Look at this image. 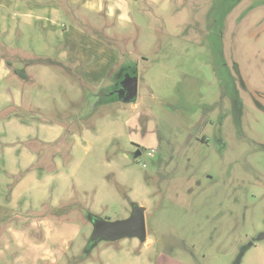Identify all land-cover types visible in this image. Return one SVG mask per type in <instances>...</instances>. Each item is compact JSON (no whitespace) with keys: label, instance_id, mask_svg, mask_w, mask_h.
<instances>
[{"label":"rangeland","instance_id":"374dc122","mask_svg":"<svg viewBox=\"0 0 264 264\" xmlns=\"http://www.w3.org/2000/svg\"><path fill=\"white\" fill-rule=\"evenodd\" d=\"M120 3L121 19L63 9L56 30L24 26L23 7L0 8L11 53L62 60L12 66L28 78L23 99L0 113L17 118L0 124V166L10 170L0 171V264H264V1ZM89 43L94 60L71 62ZM134 64V102L101 95ZM21 147L27 162L36 153V175L14 191L24 172L11 171L5 148ZM132 202L147 208L146 242L88 250V214L125 218ZM10 224L42 244L21 235L6 246Z\"/></svg>","mask_w":264,"mask_h":264},{"label":"crops","instance_id":"0c3cea01","mask_svg":"<svg viewBox=\"0 0 264 264\" xmlns=\"http://www.w3.org/2000/svg\"><path fill=\"white\" fill-rule=\"evenodd\" d=\"M8 5H10L9 8L13 7L12 10L14 12V15H17L18 13H20L18 12V8L23 7L26 9L25 12L21 13V15L25 17L23 21L24 26L25 24L29 27L32 25H36V29L45 28V30H47V28H51L54 30L57 29V27L60 24V21L62 22L61 15L63 13V9H65L66 12L69 14H73L74 16H79V14H76L74 12V8L75 7L80 8L81 6L84 9L96 12L98 15H100V16H97V18H100V19H101L102 12L103 13L105 12L106 15H108V18L115 16V17H118L119 19L123 18V15L126 13L123 10V5H121L120 0H0V8L2 7L1 9L7 10ZM89 16H93V15H89ZM7 18L8 17H6L5 15L0 16V30L4 32V34L13 33L11 32V30H9L11 26H8L4 22V20H6ZM72 18H75V17H72ZM126 19H129V17H127ZM129 22H132V21L129 20ZM79 42L81 43L82 41H79ZM97 45L95 47H97V49L99 50V53L101 54L102 46H100V44L98 43ZM91 46H92L91 43L87 45L80 44V45H77V47L75 46L74 49L76 52L71 54L72 57L70 58V61L74 62L77 65H85L88 63L87 61L89 59L94 60L92 57L88 55L89 54L88 50L92 48ZM12 47H14V45H13L12 38L10 36H7V38H3L2 40H0V50L5 49L7 54L10 53V55L8 54L7 57L0 55V58L3 59L2 63H6V66H7L4 76L0 78V113L7 110L11 105L14 104L13 98L21 95L23 99V96H24L23 94H25L23 93L24 92L23 89L17 88V87H20L19 85L22 84L20 81H26V79L28 78V73L25 68L22 67L26 71V74H27L26 79L18 78V76L15 79L16 77L15 76L11 78V81L9 80L10 73L14 71L12 66L16 64V62L14 63L16 58L18 59V62L21 65H26V66H29L31 64V62L29 61L36 59V58H50L53 61L52 63H55V64L62 63V60H60L55 55L43 54L42 51L36 54H33L34 57L36 56L35 58L27 57L21 54H13L11 53ZM11 54L12 56H14V60L11 58ZM97 63L98 65L106 64L104 63L103 60ZM20 104H22V102H20ZM15 119L17 118L13 116V114H11L10 112L8 116H5L4 118H0V124L5 125L6 123L12 122ZM5 144L7 146L8 143H5ZM5 149H6L7 155L11 156L10 157V164L12 168L11 171H17L18 169H20V172H24V174L22 175V178L17 182L16 186H14L13 188L14 191H16L18 188L22 187V185L28 180L29 177L35 174V171L31 170L30 167H31V164H33L36 161V153L32 150L33 158L32 160L27 162L26 159L23 157V154H25L27 151L26 147L19 148L17 150V155H15V153H13L11 149H8V148H5ZM3 159L4 161L7 160L4 157V155H3ZM0 165H3V162ZM0 171H5L6 174L10 173L9 172L10 170L6 169V166H0ZM4 176L5 175H3V173H0V177L3 178ZM35 223L36 222L32 223L31 225L33 226ZM39 224L40 226H42L41 227L42 232H43L42 240L46 241L49 235L48 230H49L50 223L49 221L45 222V220H42L39 222ZM14 227H15V224L13 226H11V224L8 225V229L4 233L5 239L3 240L1 239L2 241L4 240L6 241V244H5L6 246L9 244V240L11 242L13 241L19 242L20 238H18V236H21V235L22 237L24 236L23 233L18 235V233H20L18 230H17L18 233H15ZM30 229L32 230V228ZM25 234L26 236L24 237H26L29 241L32 239L31 241H34L36 243L35 246H39L40 244H42L43 241L37 240L35 236L32 237L31 236L32 234H29V233L27 234L26 232Z\"/></svg>","mask_w":264,"mask_h":264},{"label":"water","instance_id":"95a60500","mask_svg":"<svg viewBox=\"0 0 264 264\" xmlns=\"http://www.w3.org/2000/svg\"><path fill=\"white\" fill-rule=\"evenodd\" d=\"M137 94L138 75L132 78L128 94L123 101L131 102L137 98ZM131 207L129 216L116 220H108L89 213L88 218L92 222L93 230L88 240V250L96 247L101 241H115L125 237H135L144 242L147 237L146 206L132 202Z\"/></svg>","mask_w":264,"mask_h":264},{"label":"flooded vegetation","instance_id":"af4514ba","mask_svg":"<svg viewBox=\"0 0 264 264\" xmlns=\"http://www.w3.org/2000/svg\"><path fill=\"white\" fill-rule=\"evenodd\" d=\"M136 75H138V69H137L136 65L122 67L119 70L118 77H117L118 79L110 86V88L108 90L102 89L100 91L101 95H103V96L109 95L114 99L117 98V99L123 100L128 94V90H129V87L131 85L132 78ZM135 100L136 99H134L131 102H134ZM235 107L237 110L239 109V105L237 103H236ZM138 153H139L138 155L141 154V151L139 149H138ZM131 210H132V207H131ZM145 216H146V211H145ZM146 226H147V223H146ZM147 236H148V233H147ZM146 240H147V237H146ZM146 240L142 243H145ZM168 262H170V261H168Z\"/></svg>","mask_w":264,"mask_h":264},{"label":"trees","instance_id":"16d2710c","mask_svg":"<svg viewBox=\"0 0 264 264\" xmlns=\"http://www.w3.org/2000/svg\"><path fill=\"white\" fill-rule=\"evenodd\" d=\"M29 62H44V63H49V62H53L52 61V59H50V58H38V59H33V60H31V61H29ZM135 65V64H134ZM14 72H16V74H18L21 78H23V79H26V77H27V74H26V71H25V69H14ZM117 99V98H116Z\"/></svg>","mask_w":264,"mask_h":264},{"label":"built area","instance_id":"2783aa9c","mask_svg":"<svg viewBox=\"0 0 264 264\" xmlns=\"http://www.w3.org/2000/svg\"><path fill=\"white\" fill-rule=\"evenodd\" d=\"M151 154V153H150Z\"/></svg>","mask_w":264,"mask_h":264}]
</instances>
